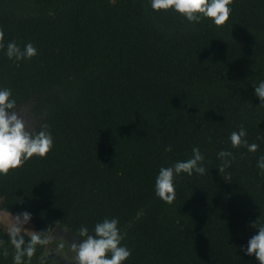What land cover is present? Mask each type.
I'll return each mask as SVG.
<instances>
[{
    "label": "trees",
    "instance_id": "1",
    "mask_svg": "<svg viewBox=\"0 0 264 264\" xmlns=\"http://www.w3.org/2000/svg\"><path fill=\"white\" fill-rule=\"evenodd\" d=\"M231 8L216 26L148 0H0L5 46L38 49L14 62L0 48V86L54 138L45 157L0 175L4 222L28 211L42 237L61 226L80 238L81 225L117 217L131 249L123 264H258L239 246L258 231L252 221L264 223V106L253 94L264 79V0ZM240 126L256 152L231 146ZM193 146L209 171L182 173L165 203L154 194L159 167ZM220 149L233 154L230 178ZM47 246L30 264H64ZM14 253L0 226V264Z\"/></svg>",
    "mask_w": 264,
    "mask_h": 264
},
{
    "label": "clouds",
    "instance_id": "2",
    "mask_svg": "<svg viewBox=\"0 0 264 264\" xmlns=\"http://www.w3.org/2000/svg\"><path fill=\"white\" fill-rule=\"evenodd\" d=\"M148 3L154 11L171 10L189 22L198 23L208 19L212 24L221 26L229 20L233 0H148ZM3 39L4 33L0 31V48H3L4 54L14 62L31 59L38 54L37 47L30 41L21 47L15 40H10L5 46ZM253 85V94L259 98V105L264 106V79ZM16 109L17 100L12 89L0 86V175L23 166L34 155L45 157L54 145V138L47 122L42 123L38 130H30ZM228 139L233 148L244 146L249 152H256L259 147L257 143L248 141L244 126L231 131ZM171 150V145L166 146L165 151ZM216 155L221 160L217 168L222 175L225 169L230 167L233 154L226 149H220ZM204 161L205 156L200 148L193 146L189 158L176 160L168 166L161 165L155 176L154 194L165 203L171 204L176 198L175 180L182 173L188 176L194 173L204 175L209 171ZM256 167L258 174L264 175V154L257 158ZM258 218L251 222L258 231L248 238L246 245L242 244L239 247L245 255L255 256L258 264H264V223L257 222ZM30 219L31 213L28 211L15 216L11 214L7 235L15 249L13 264H30L36 246L49 242L46 237H42L41 231H33L30 238L25 239L23 229ZM77 232L82 239L71 245L74 264H123L131 255V249L122 243L125 233L119 227L117 217H105L97 221L91 232L88 226L81 225ZM3 254L7 255V250H4Z\"/></svg>",
    "mask_w": 264,
    "mask_h": 264
},
{
    "label": "rangeland",
    "instance_id": "3",
    "mask_svg": "<svg viewBox=\"0 0 264 264\" xmlns=\"http://www.w3.org/2000/svg\"><path fill=\"white\" fill-rule=\"evenodd\" d=\"M19 114L27 122L28 128L31 130L35 124L34 116L29 112L26 106L17 109ZM1 213V212H0ZM10 223L4 222L0 214V226L7 231L8 225ZM23 232L30 234L36 231L32 223L28 222L24 225ZM81 238L76 237L73 233L68 231L65 227L57 226L51 230L48 234V246L45 250L46 255L57 256L60 261L64 264H74L72 257L74 252L71 250V245L73 242H79ZM63 245V247H61Z\"/></svg>",
    "mask_w": 264,
    "mask_h": 264
}]
</instances>
